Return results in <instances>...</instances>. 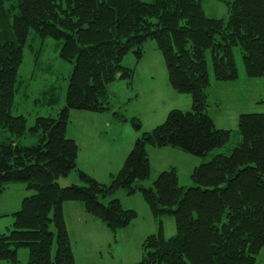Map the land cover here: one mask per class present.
I'll return each instance as SVG.
<instances>
[{"label":"trees","instance_id":"trees-1","mask_svg":"<svg viewBox=\"0 0 264 264\" xmlns=\"http://www.w3.org/2000/svg\"><path fill=\"white\" fill-rule=\"evenodd\" d=\"M10 28L14 38L0 40V196L13 183L27 184L34 195L13 214V228L0 235V262L19 264L18 250L27 248L29 264H76L64 205L82 204L117 234L137 213L119 200L102 201L124 189L129 196L140 193L156 219L171 217L176 226L171 238L163 225L158 235L147 237L137 264H256L264 248V113L240 115L238 144L229 146L233 132L217 129L209 115L206 54L211 53L217 82L238 79L235 47L241 49L248 78L264 79V0H233L227 22L208 18L199 0H0V31ZM31 32L40 41L61 42L60 58L74 69L58 120L41 117L29 127L12 110ZM151 39L163 56L171 88L191 97L192 110H173L163 124L143 133L111 186L102 185L77 172L79 149L66 136L69 114L108 111L109 86L133 78L123 59L132 52L141 60ZM27 134L38 138L37 145L19 143ZM149 148H173L199 158L218 149L229 153L196 167L194 187L187 191L174 168L146 189L141 183L151 175ZM72 173L83 187L61 190L57 182Z\"/></svg>","mask_w":264,"mask_h":264},{"label":"rangeland","instance_id":"rangeland-1","mask_svg":"<svg viewBox=\"0 0 264 264\" xmlns=\"http://www.w3.org/2000/svg\"><path fill=\"white\" fill-rule=\"evenodd\" d=\"M153 3L154 0H140ZM206 16L212 19H229V6L233 0H199ZM5 30V29H3ZM14 38L10 28L0 31V40ZM61 42L47 39L40 41L31 32L23 49V62L18 70L14 116H24L29 127L37 118H59L66 106L67 91L74 64L60 58ZM144 55L136 60L131 52L122 61L123 67L133 71L131 82L117 79L109 86L110 109L102 113L71 111L67 138L78 146L77 172H84L102 185L111 186L113 176L124 167L136 140L165 122L173 110L190 112L189 95H179L170 86L165 62L155 40H148L143 47ZM238 69V79L217 82L214 78L211 53L207 52L210 87L207 90L210 104L209 115L217 129L233 132L229 146L238 144V120L242 114L264 113V79L247 76L240 47L233 49ZM130 83V84H129ZM118 113L127 121L122 122ZM139 122L141 129L135 128ZM23 146L37 145L38 138L27 134L19 140ZM151 175L141 183L146 189L165 171L176 169L179 185L184 191L194 187L192 171L211 161L217 154L229 153L226 149L215 150L204 158L193 157L181 150L149 148ZM76 187H83L77 173L67 179ZM34 195L25 183H13L0 196V235L13 228V214L21 210L24 199ZM119 200L126 210L137 213V219L117 234L106 227L98 228L97 220L79 203H66V223L71 247L78 264H137L142 258V245L150 235H158L163 225L165 237L176 235L175 221L171 217L156 219L140 193L129 196L124 189L103 200L104 204ZM69 204V205H68ZM50 230L56 234L53 224ZM56 242L52 254L56 253ZM19 264H29V250H18ZM75 259V260H76ZM76 263V264H77ZM0 264H6L2 261ZM256 264H264V248L257 256Z\"/></svg>","mask_w":264,"mask_h":264},{"label":"water","instance_id":"water-1","mask_svg":"<svg viewBox=\"0 0 264 264\" xmlns=\"http://www.w3.org/2000/svg\"><path fill=\"white\" fill-rule=\"evenodd\" d=\"M58 186L60 187L61 190H68L70 188L73 187V183L72 182H68L67 179L65 178H61L58 182H57Z\"/></svg>","mask_w":264,"mask_h":264},{"label":"crops","instance_id":"crops-1","mask_svg":"<svg viewBox=\"0 0 264 264\" xmlns=\"http://www.w3.org/2000/svg\"><path fill=\"white\" fill-rule=\"evenodd\" d=\"M22 146H23V145H22ZM79 204H80V203H79ZM68 205H69V204H68ZM81 205H82V204H81ZM66 206H67V205H66ZM66 206L63 207V211H64V209H65ZM14 214H15V213H14ZM64 217H65V220H66V223H67L68 220H69V216L65 214V211H64ZM96 220H97V219H96ZM96 223H98V228H100L101 230L105 229V226H104L100 221L97 220ZM148 237H149V236H148ZM146 239H147V238H146ZM73 251H74V250H73ZM75 259H76V258H75ZM141 259H142V258H141ZM140 261H141V260H140ZM140 261H139V262H140ZM139 262H138V263H139ZM76 263H77V259H76ZM77 264H78V263H77Z\"/></svg>","mask_w":264,"mask_h":264}]
</instances>
